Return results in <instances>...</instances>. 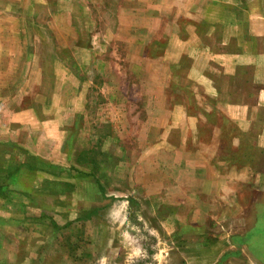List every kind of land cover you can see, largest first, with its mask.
<instances>
[{
  "label": "rangeland",
  "instance_id": "rangeland-1",
  "mask_svg": "<svg viewBox=\"0 0 264 264\" xmlns=\"http://www.w3.org/2000/svg\"><path fill=\"white\" fill-rule=\"evenodd\" d=\"M117 1L0 0V264H264L263 155Z\"/></svg>",
  "mask_w": 264,
  "mask_h": 264
},
{
  "label": "crops",
  "instance_id": "crops-1",
  "mask_svg": "<svg viewBox=\"0 0 264 264\" xmlns=\"http://www.w3.org/2000/svg\"><path fill=\"white\" fill-rule=\"evenodd\" d=\"M136 1L118 0L114 16L113 27L127 31L129 42L137 27ZM143 5L144 33L165 44L157 58L166 60L174 51L176 59H189L188 77L201 93L213 101L222 94L218 107L240 132L231 142L246 140L264 157V0H143ZM89 10L85 1L81 11ZM168 29H175L171 37ZM263 181L258 173L256 186Z\"/></svg>",
  "mask_w": 264,
  "mask_h": 264
}]
</instances>
